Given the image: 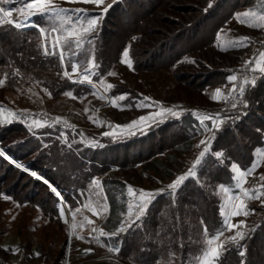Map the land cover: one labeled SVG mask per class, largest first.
Returning a JSON list of instances; mask_svg holds the SVG:
<instances>
[{"label":"rangeland","instance_id":"rangeland-1","mask_svg":"<svg viewBox=\"0 0 264 264\" xmlns=\"http://www.w3.org/2000/svg\"><path fill=\"white\" fill-rule=\"evenodd\" d=\"M119 1L103 0L97 6L92 0H45L46 7L63 10L53 17L28 9L27 4L35 0H0V8L11 12L7 17L0 12V30L16 27L17 22L22 26L16 28L21 30L36 28L27 36L28 47L30 43L35 49L30 58L47 61L48 66L43 71L42 66L26 67V58L21 62L15 52L9 55L15 56L16 62L11 57L0 58V139L6 148H0L4 172L0 176L19 180L20 187L26 185L12 189L10 183L0 180V264H143L136 260L139 254L132 247L139 248L142 255L156 252L155 247L163 244L162 258L155 264H264V236L258 231L264 222V153L253 165L254 148L248 167L232 162L231 183L212 179L205 187L207 202L200 204L198 192L183 201L186 181L190 180L193 188L191 181L198 176L200 153L212 145L219 129L245 111L240 101L237 109L228 110L231 96L244 90L239 77L235 81L231 77L255 56L259 77L252 80L251 88L264 76V0H169L155 10L148 32L138 27V20L152 11L158 0H123V7ZM191 3L209 4L202 29L197 26L187 34L178 30L171 41L161 37L168 29L162 16L168 13L181 20L186 15L181 9ZM30 11L34 14L28 15ZM91 18H98L96 25L86 22ZM147 37L162 44L145 50ZM2 40L0 36V54ZM76 42L82 51L73 57ZM53 43L56 54H45L53 51ZM135 49L142 52L139 62ZM175 52L179 53L176 60L171 58L176 57ZM225 71L230 76L223 75ZM60 87L65 88L58 91ZM251 88L246 89V101ZM2 111L25 118L5 122ZM188 113L200 119L199 135L179 149L157 152L146 161L139 158L170 142L157 131L146 140L140 134ZM209 115L219 117L215 125L204 119ZM32 139L43 147L55 146L61 153L86 158L87 167L92 163L106 169L93 181L85 178L78 182L68 199L57 196L45 182L40 184L47 187H37L39 194L34 196L33 179L39 174L27 171L29 158L20 159L17 166L4 158L12 161L7 149H16L24 140L33 144ZM216 153L221 157V152ZM181 176L183 182L170 188ZM111 179L124 181L125 193L119 186L115 191L119 203L126 197L127 209L119 208L115 218L119 224L114 230L106 225L111 211L106 182ZM48 189L50 200L44 196ZM155 215L162 225L152 228ZM9 237L18 240V252L5 245ZM213 248L219 252L217 258L209 255ZM230 249L241 256L238 263L230 261Z\"/></svg>","mask_w":264,"mask_h":264},{"label":"trees","instance_id":"trees-1","mask_svg":"<svg viewBox=\"0 0 264 264\" xmlns=\"http://www.w3.org/2000/svg\"><path fill=\"white\" fill-rule=\"evenodd\" d=\"M123 1V0H122ZM122 1H119L121 3ZM168 1L158 0L156 4H154V7L152 11H148V13L145 12L144 15L141 16V18L138 20V27L143 28L144 31L148 32L147 27L152 23L151 18L155 15V10H159L161 7H164L166 4H168ZM6 5V4H5ZM122 6V3L119 4ZM209 5V4H208ZM203 6L202 4H193L191 3L189 7L183 6L181 9L183 13L186 15L180 19L173 18L170 14L163 15V19L168 23V29L164 30V32L161 33V37H165L166 40L171 41V39L174 36L178 35V30L184 31L186 30V34L190 32V30L194 29V27H201L203 26L204 17L207 12V6ZM123 7V6H122ZM191 7V8H190ZM126 8V7H125ZM129 9V8H126ZM189 14L191 15H187ZM197 14V15H196ZM151 16V17H150ZM140 21V23H139ZM171 23V24H170ZM175 26H179V28L175 29ZM36 28H30V29H19L16 28L14 25H9L8 29H2L0 30V36H2V44H3V53L0 54V58H7L11 57L13 62H16V57H12L9 54L12 53H18L22 60L26 58L27 65L26 67H41L40 71L44 70L42 68H46V62L41 59H34L30 58L33 51L35 49L32 47V45L27 43V36L32 33L36 32ZM7 32V39H5V35ZM162 44V42H158V39H153L150 37H147V40L144 42L145 50H149L151 46L155 47L156 44ZM168 43V42H167ZM207 46V45H205ZM37 51V50H36ZM134 55L137 58V62H139L138 55L142 54V52H138V50H134ZM151 51V50H150ZM179 52V51H178ZM180 53V52H179ZM175 52L176 57H171L176 60L178 58V54ZM174 56V55H172ZM57 58V57H56ZM144 58V56H143ZM20 60V59H19ZM20 62V61H19ZM1 64V63H0ZM3 64V63H2ZM23 64V63H22ZM44 64V65H43ZM22 66V65H21ZM25 67V65H23ZM20 67V66H19ZM58 67V66H57ZM145 68V67H144ZM22 70V67H20ZM226 72V71H225ZM223 72V75H229L230 72ZM208 75V74H207ZM72 84V83H71ZM74 85V84H72ZM58 91L64 90L65 87H60ZM255 88V90H254ZM264 88V76L262 75V78L259 80L258 84L255 85L253 88H251V92L249 94V100H248V106L246 107L245 111L240 114L238 117L234 118V120L230 123H228L223 128L219 129L217 131L216 137L212 143V145H208L207 149L204 151V156L201 157L200 165H197L198 169V176L195 178L193 177V180L191 181L193 188H190V180L186 181V184L183 188L182 195L184 197L183 201H186V198L188 195H191L193 193L196 194V192L200 193L201 201L200 204L207 202V194L205 191L206 185L213 180L217 182H224V183H231L234 179L233 173L230 169V166L232 162H239L242 164L243 167H248L253 160V154L252 151L254 148H257L258 146L262 145L264 143V92L259 95L256 94L257 90H263ZM264 91V90H263ZM260 92V91H258ZM160 134H164L161 137L168 138L170 140L169 144H160L158 146L160 151H156L154 149H150L147 151L146 156L139 155V158H144V161L148 160L152 156H154L157 152H167L172 149H179L180 145H185L187 140H190L194 138V136H197V134H200V119L195 115L188 113L183 118H180L179 120L175 119L172 120V122H165L162 125H159L156 130H151L148 133H142L140 134V138H143L142 140H146L147 138L151 139L152 133L156 132ZM5 137V136H4ZM160 137V138H161ZM3 138V137H2ZM33 140V144H30V142H26V140L21 141L18 147L13 148L11 150H8V152L12 155H14L18 159L22 158H29V165L37 172L41 173L42 175L46 176L50 181H52L53 184L58 186L60 191L62 192L63 196L68 199L69 195L74 194L77 190L78 182L85 180H91L93 181V177L95 175H99L103 172V170L106 169V167H102L101 169L98 168V165L90 163L87 167L84 163L86 161V158H77L76 156H73V154L67 153L66 151L64 153H61L60 151H56L58 149H55V146L52 147H43L42 144H40L37 140ZM240 141V142H239ZM114 145H108V146H116ZM109 148V147H108ZM21 152H19L18 150ZM13 151V152H12ZM216 151L221 152V157L216 153ZM35 154V155H33ZM33 155V156H32ZM67 156V160L65 157ZM6 160V159H5ZM28 160V159H27ZM8 163H10L8 160H6ZM63 161V162H62ZM57 162V164L55 163ZM62 162L61 166L58 165V163ZM153 162H157V159H153ZM131 163H135L134 161ZM199 164V163H198ZM86 166V167H85ZM104 168V169H103ZM65 169V170H64ZM108 169V168H107ZM2 168L0 166V174H4V172L1 171ZM97 173V174H96ZM20 176V175H19ZM6 180V182L10 183L12 189H20L24 188L26 185L23 184L22 187H20L19 180L9 181V178L5 174L4 176H0V180ZM34 183L32 184V180H30L32 187H34V196L39 194V189L42 187H47L45 185H41L44 182L34 178ZM200 180V183L198 182ZM86 181V180H85ZM41 183V184H40ZM81 183V182H80ZM79 183V185H80ZM46 184V183H44ZM124 181H121L119 179H111L110 181L106 182L107 186V193L109 195V200L111 203V211L110 215L107 219L106 225H109L107 227L108 229L114 230L116 226L119 224L117 218L118 211L120 209H123L126 212V204L125 199L126 197L123 196V201L119 203V200L117 198L119 192L116 193L115 187L119 186L121 189V193L124 192ZM188 185V186H186ZM200 185V187L198 186ZM49 192H47L44 196L45 199L50 200L49 198L52 197V193L50 189H48ZM205 193V194H204ZM124 195V194H123ZM54 196V195H53ZM32 198V197H31ZM54 199L59 201V199L55 196ZM42 201V198L40 199ZM55 201V202H56ZM45 202V201H44ZM48 202V201H47ZM45 202V203H47ZM198 203V201H196ZM208 205V204H206ZM120 208V209H119ZM156 209H159V207L156 205ZM57 209V207H56ZM160 218H157V215L153 216V219H151V226L152 228H155L158 225H162ZM264 222L259 227L260 232L263 233L264 236ZM151 228V227H150ZM149 228V229H150ZM173 228L171 227L170 230ZM152 230V229H150ZM151 234L152 232L149 231ZM260 232L255 235V239L257 236H259ZM254 239V240H255ZM170 242V240H169ZM164 245V244H163ZM161 247H155L156 252H152L151 250L148 253H142L140 255L139 248L132 247V249H136L138 257L136 256V260L138 262H142L143 264H149V263H156L158 261V258H162V250H164V246ZM229 255L230 261H236L235 263H238L240 260L239 253L234 250L230 249L229 252H227ZM248 255V252H247ZM252 259L255 254H253V251L251 250ZM240 256V257H239ZM257 258H259V255L257 254ZM256 261V260H255ZM229 262V261H228Z\"/></svg>","mask_w":264,"mask_h":264},{"label":"snow or ice","instance_id":"snow-or-ice-1","mask_svg":"<svg viewBox=\"0 0 264 264\" xmlns=\"http://www.w3.org/2000/svg\"><path fill=\"white\" fill-rule=\"evenodd\" d=\"M85 2H88V0H85ZM92 2L93 3H96L97 6H99L101 3H103V0H92ZM27 8L28 9H35L36 11H44L47 14L52 15L53 17H59L61 15V12H63L62 9L57 10V9H55L53 7H50V6H47L46 7L45 0H35L34 3L27 4ZM104 11H107V9H104ZM0 12H3V15L5 17L11 15V12L10 11H4L2 8H0ZM31 14H34V13L30 11L28 13V15H31ZM97 21H98V18H91V19L87 20L86 22L88 24L94 26V25L97 24ZM2 22L3 21H0V23H2ZM21 26L22 25L20 23H18V22L16 23V27H21ZM41 32H43V29H41ZM52 47H53V51L51 53H49V52L46 51L45 54L55 55L56 54L55 43H53ZM67 47L71 48L72 45L69 44V45H67ZM81 51H82V45L79 42H76V49L73 51L72 56L73 57L79 56ZM124 55L127 56L128 53L125 52ZM60 59L61 60H64L65 59L62 51H61V54H60ZM72 67H73V71H75L76 64H73ZM65 75H68V73L66 72ZM231 80L235 81L236 80V77L235 76L231 77ZM241 92H243V89H241ZM233 107H235V105H233ZM167 111H171V110L169 109ZM173 114L175 115V113H173ZM141 119L143 120L145 118H141ZM204 119H211L213 121V124L215 125V122H216V120L219 119V117H217L215 115H209V116H206ZM201 123H203V121H201ZM201 143H203V141H201ZM204 154H205L204 152H201L200 153L201 157H203ZM197 163H199V160L197 161ZM34 175H35V173H34ZM184 179H185L184 176L179 177L176 180V182L173 183L172 185H170L169 187L172 188V189H176L183 182ZM131 191H132V189H129V192H131ZM145 195H147V194L142 192V196H145ZM235 214H238V213L237 212H233V215H235ZM245 214H247V213H245ZM101 234L102 235H105L104 233H101ZM218 238H219V234L216 237H214V239H218ZM241 238H243V237L241 236ZM212 242L213 241L210 239L209 240V243H212ZM109 251H113V249H109ZM209 255L212 256L213 258H217L218 255H219V252L217 251V249L213 248V249L210 250Z\"/></svg>","mask_w":264,"mask_h":264},{"label":"built area","instance_id":"built-area-1","mask_svg":"<svg viewBox=\"0 0 264 264\" xmlns=\"http://www.w3.org/2000/svg\"><path fill=\"white\" fill-rule=\"evenodd\" d=\"M262 44H263V48H264V41L262 42ZM258 64H259V59L256 56L252 57L242 67H240L239 70L236 71V73L234 74V76L236 78L239 77V83L244 84V90L245 91L243 90L244 92H241V90H238L231 96V98L229 99V103H228V108H229L228 110L237 109L236 105L239 101L242 103L243 108L246 109V107L248 106V100L246 101V99H244L245 98L244 96H245V92L252 87V85H253L252 80L259 77V75H258V73H259ZM233 105H235V107H233ZM1 116H3L2 119L5 122L8 120L11 121L12 118H15L17 120L18 117H24L23 115H18V114L13 113V112L12 113L11 112L5 113V111L1 112ZM15 119H13V120H15ZM16 122H18V121H16ZM0 148H4L1 139H0Z\"/></svg>","mask_w":264,"mask_h":264},{"label":"bare ground","instance_id":"bare-ground-1","mask_svg":"<svg viewBox=\"0 0 264 264\" xmlns=\"http://www.w3.org/2000/svg\"><path fill=\"white\" fill-rule=\"evenodd\" d=\"M12 161H14L15 164H17V162H19L20 160H16L15 158L12 157ZM5 245H12L13 249L16 250L18 248V246H19V242H18L17 239H14L13 237H9V238L6 239ZM19 251L20 252L17 254V256H15L16 258H19V256L21 255L22 249H20Z\"/></svg>","mask_w":264,"mask_h":264},{"label":"water","instance_id":"water-1","mask_svg":"<svg viewBox=\"0 0 264 264\" xmlns=\"http://www.w3.org/2000/svg\"><path fill=\"white\" fill-rule=\"evenodd\" d=\"M15 165L17 166V164H15ZM26 165L29 167V170H27V171H29V172L33 171L34 173L39 174L38 176H35V177L38 178V179H42V180L46 181L50 185V187L52 188V190L54 192H56V195L57 196L59 195V191L57 190L58 188L55 185H53L52 182H50L49 180H47L44 175H42V174L38 173L37 171L33 170L28 164H26ZM34 173H32V174L34 175Z\"/></svg>","mask_w":264,"mask_h":264},{"label":"crops","instance_id":"crops-1","mask_svg":"<svg viewBox=\"0 0 264 264\" xmlns=\"http://www.w3.org/2000/svg\"><path fill=\"white\" fill-rule=\"evenodd\" d=\"M263 65H264V61L262 63V66ZM263 153H264V143L257 147V151L254 155L255 160H254L253 165H255L257 162H260V160L262 159Z\"/></svg>","mask_w":264,"mask_h":264}]
</instances>
